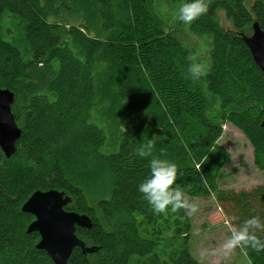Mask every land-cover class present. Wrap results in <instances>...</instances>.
Returning <instances> with one entry per match:
<instances>
[{
	"label": "trees",
	"instance_id": "16d2710c",
	"mask_svg": "<svg viewBox=\"0 0 264 264\" xmlns=\"http://www.w3.org/2000/svg\"><path fill=\"white\" fill-rule=\"evenodd\" d=\"M156 1L0 0V88L15 93L12 110L22 131L10 158L0 149V264H54L36 248L40 235L27 233L34 216L21 210L33 193L49 190L71 197L65 209L93 222L76 235L97 252L76 248L68 264H201L190 251L186 210L154 213L138 191L151 157L137 149L149 139L154 156L176 163L186 196H214L231 228L252 216L264 223V185L219 188L230 156L218 145L230 121L264 156V73L243 41L254 22L264 30V0H206L207 13L193 25L212 39L214 54L196 81L186 72L187 50L156 17ZM67 11L80 14L83 30L59 21ZM219 13L232 29L220 27ZM8 15L19 21L12 41ZM98 64L104 69L96 84ZM81 65L90 76V102L97 95L112 123L111 152L102 151L108 140L102 129L90 124L82 136L73 134L62 113L52 114L62 96L75 95ZM85 183L106 196L93 205ZM243 252L250 264H264V251Z\"/></svg>",
	"mask_w": 264,
	"mask_h": 264
},
{
	"label": "rangeland",
	"instance_id": "374dc122",
	"mask_svg": "<svg viewBox=\"0 0 264 264\" xmlns=\"http://www.w3.org/2000/svg\"><path fill=\"white\" fill-rule=\"evenodd\" d=\"M182 2L183 0H157L153 10L164 29L181 41L188 52V57L195 55L197 62L206 65L209 70L214 54L213 41L205 34L196 31L193 23L184 25L174 18L175 11ZM50 21L57 20L51 18ZM59 21L67 25L68 28L74 26L78 30H83L82 27L85 24L80 14L71 11H67L64 16L62 15ZM217 22L223 29H232L230 22L223 13L218 14ZM18 25L19 21L14 17L8 15L5 18L4 27L8 33L9 41L19 37ZM82 67L83 65H81L80 70ZM103 69V65L100 64L92 69V76L95 78L96 84L99 82V75ZM89 77L83 68L77 76L78 83L75 95L62 96L57 103V109H54L52 114L55 115V112L56 114L62 113L66 117L68 130L73 134L77 133L82 136L84 126L87 127L90 124L102 129L108 139L102 151L111 152L115 148L113 133L111 132L112 123L102 115L104 106H102L97 95H94L92 103L90 102ZM206 93L209 96L207 91ZM53 99V97L50 98V100ZM71 105L75 109L73 112L67 113L72 108ZM214 111L220 112L218 104L213 106ZM21 125L23 127V124ZM218 145L222 146L230 156V161L219 175L220 189L239 192L264 185V170L259 166V164L264 166V156L256 154L251 142L238 126L230 121L223 123V135L218 141ZM85 185L87 196L93 205H96L99 199L106 196V191L101 186L88 183ZM185 199L197 206V211L194 213L189 214V211H186L192 223L190 251L194 258L201 264H250L241 248L237 247L228 251L223 247L224 242L231 235L232 228L226 222L215 197L193 198L185 195Z\"/></svg>",
	"mask_w": 264,
	"mask_h": 264
},
{
	"label": "water",
	"instance_id": "95a60500",
	"mask_svg": "<svg viewBox=\"0 0 264 264\" xmlns=\"http://www.w3.org/2000/svg\"><path fill=\"white\" fill-rule=\"evenodd\" d=\"M243 41L264 73V30L258 22L253 23L252 34L244 35ZM15 98L13 91L0 88V149L8 158L16 152L22 134L12 110ZM71 202V197L58 190L36 191L21 209L23 213L34 216L27 233L40 235L36 248L45 251L54 264H68L76 248L83 254H93L98 250L77 237V228L90 230L93 222L85 214L67 211L65 208Z\"/></svg>",
	"mask_w": 264,
	"mask_h": 264
},
{
	"label": "clouds",
	"instance_id": "9594fccd",
	"mask_svg": "<svg viewBox=\"0 0 264 264\" xmlns=\"http://www.w3.org/2000/svg\"><path fill=\"white\" fill-rule=\"evenodd\" d=\"M208 11L206 0H183L175 11V19L184 25H191ZM191 64L186 72L193 81L207 74V66L198 63L195 55H190ZM153 140L149 139L137 149L141 158H150L148 162L149 174L138 185V191L147 201L154 213L173 212L184 209L189 214L197 211V206L185 199V191L176 183L177 165L175 162L153 155ZM257 231H264V223L260 217L252 216L244 220L238 227L231 229L230 237L223 247L231 251L237 247L241 250L252 249L257 252L264 251V236L257 235Z\"/></svg>",
	"mask_w": 264,
	"mask_h": 264
}]
</instances>
